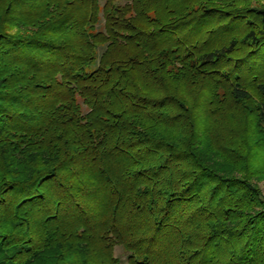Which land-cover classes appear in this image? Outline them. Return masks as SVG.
<instances>
[{"label": "trees", "instance_id": "trees-1", "mask_svg": "<svg viewBox=\"0 0 264 264\" xmlns=\"http://www.w3.org/2000/svg\"><path fill=\"white\" fill-rule=\"evenodd\" d=\"M262 1L0 0V264H264Z\"/></svg>", "mask_w": 264, "mask_h": 264}, {"label": "rangeland", "instance_id": "rangeland-1", "mask_svg": "<svg viewBox=\"0 0 264 264\" xmlns=\"http://www.w3.org/2000/svg\"><path fill=\"white\" fill-rule=\"evenodd\" d=\"M101 5H104L105 0H100ZM121 5H124L125 2H118ZM264 6V0L261 2L260 5L258 3H252L251 7L254 6ZM102 16V13L101 15ZM227 69L230 70V68H233V62L226 63ZM230 67V68H229ZM253 83L252 79L246 80V89L250 93V99L245 101L244 103H241L237 107H230L228 108L225 115L220 117L218 120H216L215 123V129L216 132L223 136L224 139H228L232 141L233 144H240L242 141L243 144L246 142V140L250 141L253 145L257 139V137L261 138L264 137L261 134L257 136V133L255 131V124H254V117L252 115L253 108L255 107V104H257L260 101V95L258 92L255 91L254 87L251 85ZM213 127V126H212ZM216 141L219 142L218 138H214ZM246 154H249V157L251 158V166L249 169L252 171L249 172H257L264 173V146H258L254 150H251V152L245 151ZM257 174V173H256ZM255 174V175H256ZM239 178L242 176L241 174L237 173ZM243 177V176H242ZM252 182L257 185L259 190L261 191L262 195L264 196V176H258V177H252ZM113 256L116 259H120L122 264H127L126 257L127 254L125 253L124 249L121 246L114 247Z\"/></svg>", "mask_w": 264, "mask_h": 264}]
</instances>
